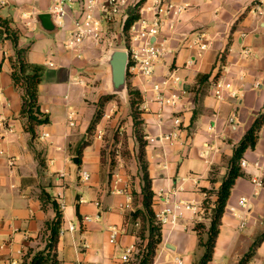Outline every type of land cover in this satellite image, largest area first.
I'll list each match as a JSON object with an SVG mask.
<instances>
[{"label": "crops", "instance_id": "1", "mask_svg": "<svg viewBox=\"0 0 264 264\" xmlns=\"http://www.w3.org/2000/svg\"><path fill=\"white\" fill-rule=\"evenodd\" d=\"M55 1L0 0V18L10 21L19 48L29 49L28 62L44 68L39 105L49 117V124L36 128L34 137L28 132L22 116L23 90L12 79L16 49L8 34L0 35V264H21L29 250L45 248L47 225L56 217L54 203L63 216V229L76 227L59 236V264H135L136 254L128 263L123 256L141 242L139 221L132 219L142 207V197L134 203V194L142 190L139 141L133 124H118L120 113L104 117L115 100L105 105L90 130L101 98L109 95L108 70L102 64L106 52L95 46L80 52L65 47L83 0L69 5L64 29L57 28L54 36L44 31L35 18L51 14ZM145 1L130 0L127 16L105 24L110 35L122 38L124 23ZM168 1L186 8L175 27L166 24L163 31L171 53L157 65L151 80L128 78L130 88L142 97L144 140H157L145 148L155 213L166 204L159 192L202 203L205 190H218L235 148L264 113V14L254 11L258 0ZM97 16H102L100 6ZM38 28L43 36H36V42L20 38L32 36ZM196 35L204 36L206 50L189 47ZM170 76L179 77L180 83L166 93L177 94L179 102L175 108H163L152 88ZM219 82L230 86L223 99L214 95ZM175 117L181 120L179 128L173 124ZM174 131L176 139H162ZM243 160L247 168L232 189L209 264H240L264 235V125L255 148L247 150ZM83 171L90 174L89 181L81 178ZM116 175L122 192L112 194ZM255 177L262 187L252 182ZM208 196L214 203L216 197ZM243 198L247 203L240 206ZM194 222L193 213L185 211L178 225L163 226L154 264H178L176 259L195 264L203 251L198 249ZM111 228L120 233L116 244L110 243ZM247 264H264V240Z\"/></svg>", "mask_w": 264, "mask_h": 264}, {"label": "built area", "instance_id": "2", "mask_svg": "<svg viewBox=\"0 0 264 264\" xmlns=\"http://www.w3.org/2000/svg\"><path fill=\"white\" fill-rule=\"evenodd\" d=\"M76 0H56L51 14L53 15L54 22L59 29L66 27V20L68 18V7ZM149 4V5H148ZM100 6L102 16H97V10ZM130 8V0H106L102 3L99 0H83L80 7L78 17L73 21L69 30L68 39L65 47L73 52H80L86 46H95L98 48H106L118 44L121 46V41L124 43V50L129 53V67L128 75H134L142 80H151L155 76L157 65L160 61L168 56L171 52L165 47L164 29L166 24L170 27H175L178 20L182 17L186 8L184 6L175 4L168 0H146L142 8L135 11L138 13V19L132 24L128 32H124L122 38H114L110 35L107 26L111 21L119 16H127ZM254 11L260 15L264 14V0H258L254 5ZM150 15V16H149ZM152 15V17H151ZM127 21V20H126ZM126 23V22H125ZM124 23V27H125ZM187 40H190L188 38ZM189 47H196L204 51L208 48L203 35H196L194 39L189 42ZM247 54L249 53L246 52ZM180 78L177 76H170L163 78L160 82L153 85L155 92V100L161 107L175 108L179 102L177 94L168 96L167 91H171V85H178ZM230 90V86L224 83H217L214 89V95L218 99H223L224 93ZM114 105L109 112H106L104 117L111 119L115 112ZM175 128L181 126L179 118L173 119ZM73 126L74 124L71 123ZM101 135V134H99ZM48 137L45 134L43 138ZM178 137V132L174 131L170 134L163 136L164 141H172ZM157 140L155 138H147V145H153ZM11 166L15 165V160H11ZM259 166V165H257ZM242 170L247 168V162L242 160ZM81 178L84 181L90 180L88 172H82ZM252 182L259 186H263L260 178L255 177ZM121 178L116 175L112 181L111 193L117 194L122 192L119 188ZM204 201L202 203L184 202L176 199L175 194L166 193L165 191L159 192L158 196H165V208L155 213L156 222L162 227L166 225L176 226L183 217L185 211H190L194 215L195 225L205 223L208 221V214L213 203H206L209 200L207 193H204ZM247 200L241 199L240 206H245ZM90 221L89 217L85 218ZM66 231L75 232L76 227L69 225L66 229H61L59 236H63ZM119 230L117 228L110 229V243L116 244L119 237ZM137 254V250L132 247L127 249L123 256V261L128 263L131 261L132 255ZM178 264L182 261L176 259Z\"/></svg>", "mask_w": 264, "mask_h": 264}, {"label": "trees", "instance_id": "3", "mask_svg": "<svg viewBox=\"0 0 264 264\" xmlns=\"http://www.w3.org/2000/svg\"><path fill=\"white\" fill-rule=\"evenodd\" d=\"M144 1V0H143ZM140 9V5L137 7ZM138 19V13L130 16L124 27V32H128L132 24ZM8 34L16 49V59L13 62L12 79L14 85L23 90V109L22 116L27 119L26 128L34 137L36 128L42 125L49 124V117L45 114L39 105V85L43 80L44 68L39 65L31 64L27 60L29 49L19 48L18 34L11 30L10 21L0 18V35ZM128 101L131 110V119L135 129V136L139 141V159L142 172V190L140 194H134V203L137 205L138 198L142 197V207L137 209L134 221H139L140 231L139 238L141 242L138 244L137 254L135 256V264H154L157 256V250L163 241V227L156 222L154 211V196L153 182L149 174V166L146 158L147 143L144 140L143 120L140 119L142 97L138 91H134L129 85ZM112 100L119 101L110 95H105L101 98L98 106L99 110L94 121L91 124L90 130L95 128L96 124L102 117V112L105 105ZM264 125V113L255 121L250 130L246 133L241 142L234 150L232 158L228 162V172L221 186L216 191H206L216 197L213 206L208 214V221L199 223L195 226V231L198 237V249L203 251L202 256L196 260L195 264H209L213 260L214 250L222 225V219L229 202L231 192L237 180L244 175L241 168V162L247 150L254 149L258 134ZM210 199L206 203H210ZM212 203V202H211ZM56 211L55 219L47 225L46 229V245L45 248L34 252L29 250L22 259L21 264H59L57 256V244L59 234L63 228V216L59 211L56 203H54ZM264 240V235L255 241L251 251L240 261V264H247L254 256L256 248Z\"/></svg>", "mask_w": 264, "mask_h": 264}, {"label": "water", "instance_id": "4", "mask_svg": "<svg viewBox=\"0 0 264 264\" xmlns=\"http://www.w3.org/2000/svg\"><path fill=\"white\" fill-rule=\"evenodd\" d=\"M35 21L48 33L57 30L52 14H41L35 18ZM102 64L108 70V94L126 102L129 95V53L123 49L110 50L102 59ZM74 162L77 163V159Z\"/></svg>", "mask_w": 264, "mask_h": 264}, {"label": "rangeland", "instance_id": "5", "mask_svg": "<svg viewBox=\"0 0 264 264\" xmlns=\"http://www.w3.org/2000/svg\"><path fill=\"white\" fill-rule=\"evenodd\" d=\"M42 34L43 33H41V30L38 28L37 32L35 34H33L32 36L25 35V36H20V38H22L23 41L29 40L30 42H33V41L36 42L38 40V38H36V36H43ZM54 35H56V32L51 33L50 36H54ZM50 36L47 37V35H46L45 37L50 38ZM30 42H28V43L30 44ZM104 49H105L106 55L109 53L110 50H113V49H123L124 50V43L121 41V46H119L118 44H114L113 46H108ZM118 99H119V101L115 100V103H114L118 107V110H117V112L114 113V115L120 113L121 115L119 117L118 124H120V126L122 128H129L130 127L129 123L133 124V121L130 117L131 110H130L129 101H128V99L126 102L120 98H118ZM116 102H117V104H116ZM140 112H141L140 119L143 120L142 119V110ZM133 128H134V126H133ZM139 128H144V127H143V125H140ZM71 169L74 171L75 167L73 165H71Z\"/></svg>", "mask_w": 264, "mask_h": 264}]
</instances>
